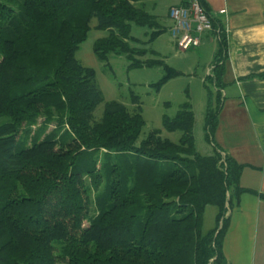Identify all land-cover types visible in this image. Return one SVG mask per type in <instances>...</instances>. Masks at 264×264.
<instances>
[{
    "label": "trees",
    "instance_id": "16d2710c",
    "mask_svg": "<svg viewBox=\"0 0 264 264\" xmlns=\"http://www.w3.org/2000/svg\"><path fill=\"white\" fill-rule=\"evenodd\" d=\"M148 1L18 0L15 11L0 0V264H225L232 195L236 204L248 191L264 200L240 186L245 164L218 146L211 155L196 151L188 102L163 116L164 129L180 133L176 141L153 129L137 143L144 119L134 93L132 108L108 100L94 118L103 94L75 53L96 18L95 28L107 31L94 42L97 59L163 65L145 58L146 43L166 30ZM211 21L218 48L205 127L213 135L226 41ZM131 24L147 28L146 40ZM247 77L264 79V70ZM209 205L214 225L203 230Z\"/></svg>",
    "mask_w": 264,
    "mask_h": 264
},
{
    "label": "crops",
    "instance_id": "0c3cea01",
    "mask_svg": "<svg viewBox=\"0 0 264 264\" xmlns=\"http://www.w3.org/2000/svg\"><path fill=\"white\" fill-rule=\"evenodd\" d=\"M184 2L185 0H169L163 6V14L155 13L158 17H166L169 25L163 26L168 32L173 23L169 15L170 7ZM200 2L222 24L226 41L221 84L222 108L214 133L216 144L223 153L248 165L241 173L240 185L264 193V79L247 77L264 70V0ZM147 4L152 10L158 6L155 0H149ZM222 8L226 9V13H219ZM212 47V62L206 73L211 72L218 48L214 32L202 33L199 46L187 50L206 52ZM204 103L206 104V98ZM229 221L230 227L223 245L228 240H233L243 249L251 241L254 247L251 264H264V200L257 194L243 193L240 203L231 209ZM244 225L251 227V231ZM252 227L255 228V233L251 237Z\"/></svg>",
    "mask_w": 264,
    "mask_h": 264
},
{
    "label": "rangeland",
    "instance_id": "374dc122",
    "mask_svg": "<svg viewBox=\"0 0 264 264\" xmlns=\"http://www.w3.org/2000/svg\"><path fill=\"white\" fill-rule=\"evenodd\" d=\"M2 1L7 2L15 11H18V0ZM155 1L158 4L156 9L152 10L151 6L148 5L147 10L151 13L157 12L158 15L163 14V6L168 4L169 0ZM158 19L162 25H169L165 16L164 18L159 16ZM96 23V18H93L86 39L79 45L75 53V57L84 66L94 69L96 82L103 94V102L95 108L94 118L99 119L101 117L104 102L108 100H117L124 103L129 108H132L133 105L130 103V93H134L139 96V104L144 119V125L137 143L144 139L153 129H159L163 137L176 141L180 133L178 131L169 132L164 129L163 116L173 117L181 108V105L188 102L195 113L193 123L195 149L202 155L213 154L215 152V147L218 145L214 138L215 131L213 135H210L208 130H206V104L204 103L207 92L206 86L213 92V99H215V87L211 78L208 77V75H211L212 69L210 73H206L207 67L212 62L213 47L206 52H198L196 49H191L186 52L180 51L176 47L170 32L166 29L153 41L145 45L149 51L145 58H161L163 59V65L129 69L128 60L123 55L112 54L109 56L107 62L101 61L95 57L93 53L94 42L96 39L107 34L106 30L96 29ZM131 29L132 35L146 40V27L131 24ZM150 50L154 51V53H150ZM168 69L172 72L174 71V74H170L168 78L156 86L155 84L168 74ZM213 105H215V102H213ZM199 110H202V112ZM3 120L4 119H0V121ZM52 128H54V124H50L47 127V131ZM67 136L70 137V134L68 133ZM20 144L22 146H27L29 142H24L22 138ZM247 189L252 190L251 188ZM245 193L251 192L248 191ZM239 203L240 200L236 204L234 195H232L231 209H234ZM215 212L216 209L214 206L209 205L207 207L204 215L203 230H208L213 227ZM228 223L229 225L224 239L230 227V221H228ZM86 224L87 223H85V225ZM244 227L247 229L250 228L251 231V227L247 225H244ZM254 233L255 228L252 227L250 236L252 237ZM245 236L247 238V235ZM252 251H254V247H252L251 241L247 244V247L244 245L243 249L240 244L236 245L233 240H228L222 245V254L225 264H251Z\"/></svg>",
    "mask_w": 264,
    "mask_h": 264
},
{
    "label": "built area",
    "instance_id": "2783aa9c",
    "mask_svg": "<svg viewBox=\"0 0 264 264\" xmlns=\"http://www.w3.org/2000/svg\"><path fill=\"white\" fill-rule=\"evenodd\" d=\"M219 13H226V9H220ZM169 15L173 21L170 35L176 47L183 52L199 46L200 35L213 29L211 16L200 0H185L184 5L172 6Z\"/></svg>",
    "mask_w": 264,
    "mask_h": 264
}]
</instances>
